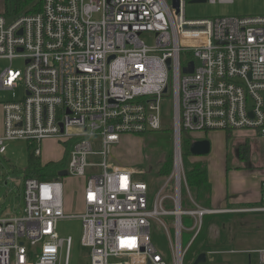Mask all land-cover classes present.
<instances>
[{
  "label": "built area",
  "instance_id": "1",
  "mask_svg": "<svg viewBox=\"0 0 264 264\" xmlns=\"http://www.w3.org/2000/svg\"><path fill=\"white\" fill-rule=\"evenodd\" d=\"M188 2L41 0L39 12L0 14V59L24 61L23 71L0 73V90L14 97L24 89L21 100L0 103V154L7 142L24 140L40 158L41 143L55 139L70 147L60 171L83 181V212L67 216L61 177L24 178L23 213L0 217V264H69L72 239L57 231L65 218L80 219L89 264H111V258L113 264H185L204 218L229 211L191 198L183 208L189 191L182 139L248 130L264 143V13L189 19ZM144 33L153 36V46L141 40ZM190 63L192 73L184 74ZM168 95L172 168L151 198L137 178L145 172L110 157L123 136L162 130L161 102ZM163 217H171L167 225ZM153 222L165 229L169 257L152 241ZM183 231L192 232L186 247ZM257 253L264 264V250Z\"/></svg>",
  "mask_w": 264,
  "mask_h": 264
},
{
  "label": "rangeland",
  "instance_id": "2",
  "mask_svg": "<svg viewBox=\"0 0 264 264\" xmlns=\"http://www.w3.org/2000/svg\"><path fill=\"white\" fill-rule=\"evenodd\" d=\"M2 7L3 2L0 0V13L2 11ZM185 11L186 17L189 19H213L223 16L242 17L260 15L264 13V0H238L233 3L214 4L208 2H188L185 6ZM141 40L147 46L154 45L153 36L148 33L142 34ZM8 67L23 71L24 61L15 60L10 63L8 60L0 59V73ZM12 94L13 92L0 90V103L21 100L24 94V89L22 87L17 88L14 91V97ZM161 124L162 130L160 131L146 132L141 135L130 136L133 137L132 140L120 143L116 151H112L110 157L113 160L115 158L118 165L133 169L136 168L138 171H144L145 174H141L137 178L144 181L149 186L151 198L155 197L158 190L164 183V180H166V176L159 174V166L164 164L169 154L173 156V110L170 95L164 97L161 102ZM226 133H228V139H226L225 133L221 131L189 134L190 137H204L211 141V151L208 155L193 157L191 160H202L206 163V166L208 163V172H212L213 168L217 170L219 168L217 156L219 159V157L223 155L222 153L229 152L230 161L233 158L231 145L234 140L239 141L237 144L239 143V145H241L238 147V154L241 152V155L239 154L241 159L249 157V154L247 155V149L249 150V144H252L254 151H257L256 161L254 162L259 163L261 159L264 160V144L258 136H253L251 131L229 130ZM123 138L122 140H125ZM47 141L48 140H44L39 146L41 150V163L48 162L49 159L53 158L63 147V143L55 139H50V142ZM183 144L184 137L182 139V146ZM28 146V142L24 140L9 141L6 143V152L4 154H0V217L15 216L23 213L24 176L28 164L27 156L29 150L34 149L32 146L31 148ZM64 147L70 151V147L68 145H64ZM94 149L97 152L101 151L97 147H94ZM115 154H117V157H114ZM121 157L123 159H121ZM67 161L68 158L66 159V162ZM96 161H99V158H96ZM60 182L63 186V205L65 214L67 216L81 214L83 212L80 194L83 183L82 179L66 176L61 177ZM187 199L190 201L188 196ZM164 206L168 209L169 202L166 201ZM170 218L163 217L161 218V221L164 225H167ZM233 219L237 220V218ZM183 224L185 228H190L192 226V222L187 219L184 220ZM57 231L61 239L65 240L68 237L72 239L69 264H89V250L80 244L82 234V223L80 219L65 218L60 220ZM191 236V233L183 231V247L187 246ZM152 241L163 255L167 257L170 256V243L167 234L163 226L158 222L152 223ZM64 250L65 247L63 252ZM216 260L218 261L219 259ZM225 261V264H243L241 263L238 255H227V259ZM109 262L113 264L116 263V260L111 258L109 259ZM204 264L211 263L206 262ZM252 264H260L257 260V255L252 254Z\"/></svg>",
  "mask_w": 264,
  "mask_h": 264
},
{
  "label": "crops",
  "instance_id": "3",
  "mask_svg": "<svg viewBox=\"0 0 264 264\" xmlns=\"http://www.w3.org/2000/svg\"><path fill=\"white\" fill-rule=\"evenodd\" d=\"M123 137L125 140L121 139L120 143L131 141L133 138L128 135ZM237 142L239 141L234 140L231 145L233 151L231 161L229 152H224L219 159L217 156L219 168L217 170L213 168L212 172H208L211 183V208L229 210L207 217L204 246L207 262L211 264H225L227 255H238L241 263L252 264V254L257 255V260L261 264L257 252L264 250V203L261 204L264 160L261 159L259 163L254 162L257 151H254L252 144H249V157L241 159L235 151L241 146ZM261 142L263 143L262 140ZM64 153L63 146L61 151L48 162L60 161ZM59 157L61 158L58 159ZM80 194L82 196V188ZM249 208L260 210L254 212L244 210Z\"/></svg>",
  "mask_w": 264,
  "mask_h": 264
},
{
  "label": "trees",
  "instance_id": "4",
  "mask_svg": "<svg viewBox=\"0 0 264 264\" xmlns=\"http://www.w3.org/2000/svg\"><path fill=\"white\" fill-rule=\"evenodd\" d=\"M191 0H189L190 2ZM3 7L1 13L8 16L27 14V13H36L41 9V0H2ZM0 13V14H1ZM226 139H228V133H226ZM195 140L189 135H184V144L182 146V161L184 168V175L188 191L183 192L182 205L183 208L190 207V201L188 198H191L196 204L205 207L211 208V183L208 176V170L206 163L202 160L191 159L193 156L189 152V147L192 142ZM31 148V146H28ZM184 149V150H183ZM239 148L236 149L238 153ZM249 150L247 149V155ZM241 155V152H239ZM68 158V150L65 149L63 158L58 162H48L41 163L40 158L34 155V150H29L27 156V169L25 171L24 178H35V179H55L58 175V172L66 166V159ZM172 168V155L169 154L167 160L164 164L159 166V174L162 176H167L170 174ZM187 195V196H186ZM264 200V185L262 187V201ZM206 216L203 220V226L189 247L185 255V264H192L195 258L201 253L205 252V234H206ZM189 220L190 218H185ZM184 219V220H185ZM184 222V221H183ZM192 235V232H189Z\"/></svg>",
  "mask_w": 264,
  "mask_h": 264
},
{
  "label": "water",
  "instance_id": "5",
  "mask_svg": "<svg viewBox=\"0 0 264 264\" xmlns=\"http://www.w3.org/2000/svg\"><path fill=\"white\" fill-rule=\"evenodd\" d=\"M204 0H191L190 3H203ZM167 64H169V60L167 61ZM193 71V63H190L188 67L183 69L184 74H190ZM166 90L164 91V93ZM252 116V115H250ZM211 151V142L208 139H199L195 140L191 143L189 147V152L193 157H202L206 156ZM58 177H66L67 172L65 170L58 172ZM207 262V254L205 252H201L195 260L192 262V264H204Z\"/></svg>",
  "mask_w": 264,
  "mask_h": 264
}]
</instances>
